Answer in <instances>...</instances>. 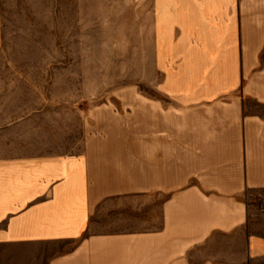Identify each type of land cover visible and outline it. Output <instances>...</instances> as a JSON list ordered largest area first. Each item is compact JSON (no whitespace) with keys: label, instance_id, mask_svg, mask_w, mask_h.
<instances>
[{"label":"crops","instance_id":"1","mask_svg":"<svg viewBox=\"0 0 264 264\" xmlns=\"http://www.w3.org/2000/svg\"><path fill=\"white\" fill-rule=\"evenodd\" d=\"M149 5L142 138L73 144L68 100L47 115L0 69V264H264V0Z\"/></svg>","mask_w":264,"mask_h":264},{"label":"rangeland","instance_id":"2","mask_svg":"<svg viewBox=\"0 0 264 264\" xmlns=\"http://www.w3.org/2000/svg\"><path fill=\"white\" fill-rule=\"evenodd\" d=\"M71 7L1 16V73L18 76L3 83L25 88L32 104L44 101L52 108L47 115L68 100L73 144L83 131L96 129L127 128L142 138L141 108L157 97L148 83L149 0H79Z\"/></svg>","mask_w":264,"mask_h":264}]
</instances>
